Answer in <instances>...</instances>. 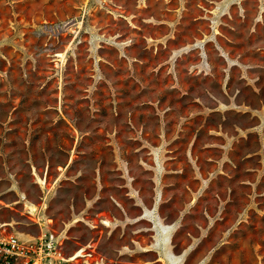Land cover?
I'll list each match as a JSON object with an SVG mask.
<instances>
[{"label":"rangeland","instance_id":"obj_1","mask_svg":"<svg viewBox=\"0 0 264 264\" xmlns=\"http://www.w3.org/2000/svg\"><path fill=\"white\" fill-rule=\"evenodd\" d=\"M261 104L264 0H0V223L163 264L143 260L165 226L146 208L200 224L198 264H264V185L215 193L208 175L176 200L221 119Z\"/></svg>","mask_w":264,"mask_h":264},{"label":"crops","instance_id":"obj_2","mask_svg":"<svg viewBox=\"0 0 264 264\" xmlns=\"http://www.w3.org/2000/svg\"><path fill=\"white\" fill-rule=\"evenodd\" d=\"M231 3L232 2L229 4ZM233 107L237 106L234 105ZM241 112L242 115L248 118L247 123L234 122L231 125L232 127L228 129L223 123L226 119L222 118L218 127L214 128L215 134L217 135H213L209 143L205 144L206 149H212V151H204L202 153L203 157L199 155L202 157L200 160L202 159V161L209 164H203L202 166L198 165L194 171L192 169L187 171L184 167H181L182 172L185 173V178L178 180H181L180 184L186 187L187 191H179L176 200L185 201V199H191L190 195L196 193L199 187L207 185L208 175H212L215 180L224 181L220 184L221 187L215 186L213 188L214 190H211L215 193H221L225 191V189L228 193L234 188L243 186L254 187L257 192L259 187L264 185V105L251 106L250 109ZM250 138L256 140V148L249 149L243 146L245 141H248ZM177 169L178 167L175 166L173 170L176 171ZM214 185L217 184L215 183ZM262 193L263 191L260 192L259 195L261 196ZM155 199H158V195ZM144 212L147 214L144 219L148 220L153 227L154 224L151 217L165 226L161 229H156L154 227L152 233L157 237V246L153 245L156 249L150 248L149 250L142 251L144 252L143 260L151 262L162 260L163 264H182L183 258L180 254L184 250L187 253V249L190 247L192 250L197 251L192 256L196 260L193 264H198L202 258L201 252L204 248L199 245L200 242L196 240L200 224H198L197 227H185L184 231L181 227L180 231H176L173 227H170V224L173 222H164L159 213H151L146 208ZM177 232H179L181 236L189 235L191 238L180 237L181 240L185 241L178 251L179 254H176L177 252L174 250L175 247L172 245L173 238L176 237ZM194 234L196 235L194 236ZM194 239L196 243H192ZM193 245H195V247H193Z\"/></svg>","mask_w":264,"mask_h":264},{"label":"built area","instance_id":"obj_3","mask_svg":"<svg viewBox=\"0 0 264 264\" xmlns=\"http://www.w3.org/2000/svg\"><path fill=\"white\" fill-rule=\"evenodd\" d=\"M63 242L50 230L38 237H19L0 223V264H114L90 244L66 253Z\"/></svg>","mask_w":264,"mask_h":264},{"label":"bare ground","instance_id":"obj_4","mask_svg":"<svg viewBox=\"0 0 264 264\" xmlns=\"http://www.w3.org/2000/svg\"><path fill=\"white\" fill-rule=\"evenodd\" d=\"M38 181H39L41 184L43 183L42 179H38ZM30 212H31V213H34V212H35V208H34V207H30ZM60 237H62V236L60 235Z\"/></svg>","mask_w":264,"mask_h":264}]
</instances>
